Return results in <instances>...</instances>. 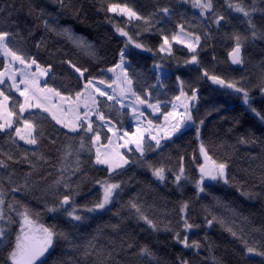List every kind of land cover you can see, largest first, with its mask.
<instances>
[{"label": "snow or ice", "instance_id": "obj_1", "mask_svg": "<svg viewBox=\"0 0 264 264\" xmlns=\"http://www.w3.org/2000/svg\"><path fill=\"white\" fill-rule=\"evenodd\" d=\"M56 2L61 11L71 10L77 18L79 17L81 10L75 8L73 4L67 3L66 0H56ZM185 2L187 3L188 0ZM225 3L228 14L217 13L215 0H191L192 7L199 10L200 22L203 25L199 34L196 29L186 30L190 28V24L185 23H177L171 35L166 28H160L161 42L154 51L144 43L138 42V39H134L128 31H125V28L134 23L151 25L152 19L156 16L161 18L158 23H167L174 14L172 8H157L146 17L127 3L100 0L97 12L105 13L114 32L119 37L125 38V44L120 48L116 62L106 70L100 69L96 75L91 73L90 68L77 64L71 57L60 60V67L68 73L70 78L74 77L76 80L75 87L79 90L75 92L74 100L71 94H62L65 89L49 87L48 78H54L53 73L57 67L54 61L59 52L50 51L43 38L32 46L30 44V40L34 39L32 30L21 28L20 20L14 16L17 11L16 0H0V17L4 18L3 23H0V57L3 58V68L0 69V133L7 135L11 144L16 145L17 148L19 145L16 137L23 140L26 145L33 146L31 150L23 149L15 154L0 151V173H3L0 175V252L4 253L0 256V264H47L50 257L52 264H193V258L189 257L187 252H192L193 256L199 257L201 250H213L207 236L203 242L190 238L194 229L201 228L200 224L191 222L190 214L193 211L191 198L178 201L179 220L176 225L171 222L165 223L163 219H157L155 216L157 211L166 215L164 209L158 207L155 199L148 204L142 200L141 193L137 192L127 201H122L129 181L121 177L125 166L132 163L150 172L154 182L160 186L168 188L171 183L175 191L180 192L181 195H183L184 185L192 183L197 201L211 195V189L215 185L232 183L229 176V160H217L209 154L210 148L202 139V128L205 122L204 120L197 122L194 116L199 102V88L191 86L177 75L176 84L179 87V93L174 95L171 101L156 99V102L152 103V91L165 87L162 80L169 73L160 63H154L157 83L145 88L141 95L135 90L136 81L128 71L130 66L128 57L133 54L130 45L134 49L152 53L153 57L159 53L171 58L173 42H175L188 50L190 58L185 60L184 66H196L201 73V79L242 94L245 104L251 106L249 90L242 86L243 77L239 81H228L200 67L201 45L211 37L212 25H215L216 31H219L222 27L231 26L233 19H240L246 24V32L250 35L233 32L229 37L234 42V46L228 52L233 65H246L244 53L249 40L252 43L264 40V27H258L255 22L258 13L264 18V0H251L250 3L248 0H225ZM20 8H23L22 4ZM27 15L34 17L38 22L37 26L42 23L46 32L64 36L72 40L86 54L96 57L93 45L87 44L82 39L78 40L68 28L58 29L54 21H50V14L44 8L29 4ZM117 16L121 20H126V23L121 25L114 22ZM148 31H151V28ZM135 35L137 38L141 37L139 31ZM45 53L48 59L44 58ZM261 66L264 67V61L261 62ZM107 73H112L114 79L111 82L103 79ZM81 83H83L82 88ZM258 87L264 97V74ZM71 89L72 85L69 82L66 90L71 93ZM52 98H59L60 101L68 104L67 112L73 114L72 119L63 118L60 114L64 112L62 107L46 106ZM125 99L129 101L127 110L137 125L134 131H124L122 137L125 146L135 144L136 151L140 154L133 161L126 159L119 151L110 155L107 152L102 153L100 148L96 147L102 135H106L103 129L107 127L111 132L115 127L106 114L105 106L108 112L122 111L126 106L123 103ZM82 101L84 107L81 111ZM169 103L171 109L164 111L163 109L167 108ZM117 104H120V109H115ZM143 105H147L153 113H159L163 117L162 124H154L153 120L148 119L147 126H144V119L147 118L140 110ZM34 108H42L44 112L49 113L55 124L61 125L62 129H67L63 142L58 143V138L51 137L50 134L46 137V129L42 123L34 122L30 111ZM251 110L264 120V115L257 112L255 108ZM21 121L24 125L23 129L17 126ZM119 123L123 127V121ZM13 128L15 133L12 132ZM192 128H195L203 163L195 153L190 161L185 153H178L176 166L173 167H169L163 160L147 159L149 152L159 151L166 144L175 143ZM153 129H156L155 133ZM119 131L120 129H117L116 135H119ZM77 137H79L78 141ZM46 138L48 146L42 150L41 145ZM108 139L111 141L112 137ZM238 142L251 144L253 148L258 142L261 145V156H252L250 159L261 160L260 181L264 188V136L259 141L241 136ZM93 148H96L94 159L91 155ZM85 153L87 158L81 159ZM186 162L195 165L194 170L198 172V177L190 174ZM89 164L93 167L106 166L108 175L103 179L94 180V185L99 188L97 195L81 204L77 199L81 195V185L86 181L92 182V178L88 177L85 171V166ZM25 166L26 171L16 170L17 167L23 169ZM77 177L79 181L74 183ZM237 191L249 199L260 195L253 191H244L243 185L237 187ZM88 194L91 195V192ZM29 198L42 206L40 211L31 206ZM160 199L164 200V197L161 196ZM214 199L217 198L214 197ZM217 202L219 203L218 199ZM116 204H120V207L112 212V215L117 217L119 222L111 227L119 232L129 221H135L136 226L146 225L151 235L156 238L154 244H138L131 234L121 237L118 244L115 240H108L101 244L96 235H90L82 243L76 241L74 230L96 216L111 212ZM125 210L127 216L124 215ZM203 211L205 229L214 227L218 222L222 223L219 218L212 215L207 206L203 208ZM42 214H51L54 220H60L62 217L66 228H61L59 223L47 226L39 223ZM243 220L245 223H252L248 217H243ZM17 224L19 227L15 230L16 235L13 240L12 226ZM227 231L233 240L239 242L240 250H233V255L237 257V264H251L254 257L261 258L260 264H264V224L252 227L248 232L243 229L237 232L232 228H228ZM96 232H100L99 227ZM161 233L170 236L171 240L161 242L159 240ZM61 242L66 246L65 249L61 254L53 256L58 243ZM169 244L171 248L168 247ZM158 245H163L166 256L171 257L170 262L159 255L161 249ZM177 246L181 251L174 254ZM67 251L77 255L69 257ZM211 259L212 264H225V258L222 256L213 255ZM200 264H205V261L201 260Z\"/></svg>", "mask_w": 264, "mask_h": 264}, {"label": "trees", "instance_id": "obj_2", "mask_svg": "<svg viewBox=\"0 0 264 264\" xmlns=\"http://www.w3.org/2000/svg\"><path fill=\"white\" fill-rule=\"evenodd\" d=\"M66 2L73 4L75 8L81 10L78 18L71 10L61 11L56 0H16L17 11L14 13V16L20 20L21 28L32 30L34 34V39L30 40L32 46L35 45L36 41L43 38L47 42L50 51L59 52V55L55 57L54 61L57 66L56 71L53 73L54 78H48L49 87L65 89L62 94H71L74 98L75 92L79 90L75 87L76 80L74 77L70 78L68 73L60 67V60L71 57L77 64L90 68L91 73L96 75L100 69L106 70L116 62L119 50L125 44V38L119 37L114 32L113 26L106 19L104 12H97L100 0H66ZM112 2L127 3L146 17L157 8L170 7L173 9V17L167 23H158L161 18L156 16L152 19L151 25L134 23L130 27L125 28V31H128L129 35L134 39H138V42L144 43L154 51L161 42L159 39L160 28H166L168 34H170L177 23H185L190 24V28L186 30L196 29L199 34V30L203 27L200 22L199 11L192 7L191 0H188L187 3L185 0H112ZM248 2L250 3L251 0H248ZM215 3L217 13L223 12L228 14L225 0H215ZM21 4L23 5L22 9L20 8ZM29 4L37 8H44L50 14V21H54L58 29L68 28L78 40L82 39L87 44L93 45L96 50V57L93 58L86 54L72 40L61 35H56L55 33L46 32L42 23L37 26L38 22L34 17L27 15ZM194 13L198 18L194 16ZM194 17L196 18L195 20H193ZM3 20L4 18L0 17V23H3ZM114 22L123 25L126 23V20H121L117 16ZM255 22L258 27H264V18L261 17V14H257ZM149 28H151V31H148ZM212 28L211 37L206 39L201 45L199 53L201 60L200 67L206 68L210 74L219 75L228 81H239L243 77L242 86L249 90L251 106L248 104L245 105L240 94L233 92V90L212 84L211 81L206 79H201V73L196 66H184L185 60L190 58L188 50L184 46L182 47L177 44H174L173 56L171 58L166 54L159 53L153 57L152 53L134 49L130 45L129 47L133 49V54L128 57L130 61L128 71L136 81L135 90L138 94L143 95L145 88L157 83V74L153 68L154 63L158 62L164 66L169 75L165 76L162 80L165 86L163 89L152 91V103H155L156 99L171 101L172 97L179 93V87L176 84L177 75H180L191 86L199 88V102L194 116L197 122L200 120H204L205 122L202 128V139L210 148L209 154L217 160H229V176L232 183L230 185H215L211 189V195L205 196L197 201L192 183L184 185L183 195H181L180 192L175 191L171 183H169L168 188H164L157 182H154V178L150 172L130 163L125 166V171L121 177V179L129 181L125 187L122 201H127L129 197L140 192L142 200L151 204L155 199L158 207L163 208L166 212V215H162L160 211H157L155 213L157 219H163L165 223L171 222L173 225H176L179 220L178 201L191 198L193 201V211L190 214V219L191 222L200 224L201 228L194 229L190 234V238L203 242L205 236H207L208 242L213 246L212 251L206 249L201 250L199 257L193 256L192 252H187V255L193 258V264H200L201 260H204L205 264H212L211 258L213 255L224 257L225 264H237V257L233 255V250H240L239 242L233 240L227 229L232 228L237 232L243 229L245 232H248L252 227H259L261 224H264V188H262L260 181L262 172L259 167L261 160L259 158L254 161L250 159L252 156L260 157L262 147L259 142L254 148L251 144H240L238 142L241 136L256 139L257 141L264 136V120L251 110L255 108L257 112L264 115V98L258 87L262 74H264V67L261 66V62L264 61V40H257L255 43L249 40L244 53L246 65L233 68L229 65L226 57L227 53L234 46V42L229 37L233 32H239L241 35H250L246 32V24L240 19H233L231 26L222 27L219 31H216L215 25H212ZM138 31L141 33L140 38H137L135 35ZM44 58L48 59L47 53L44 54ZM2 68L3 58L0 57V69ZM103 79L109 81V76L106 74L103 76ZM69 82L72 85L71 93L66 90ZM80 87H83V83L80 84ZM170 107L171 104L169 103L168 107L163 110L168 111ZM115 109H120V107L115 105ZM105 110L109 119L112 120V125H115L116 129L133 130L130 123L131 115L127 108H124L122 111L112 110L108 112L107 106H105ZM31 113L34 122L42 123L46 129V137L50 134L51 137L58 138V143L64 141V134L67 129H62L61 125L55 124V121H52L49 115L39 109L31 110ZM145 114L154 123H159L163 118L160 115L152 117L147 110ZM120 121H123V127H121ZM22 123L21 121L17 126L19 127ZM14 130L15 128L12 129L13 133H15ZM103 133H106V135H102L101 142L106 143L109 136L108 129L104 128ZM76 139L78 141L79 137ZM17 143L19 148L11 144L7 135L0 133V151L15 154L23 149L31 150L33 147L27 146L18 139ZM197 143L195 128H192L191 130H187L185 135L175 141V143L166 144L159 151L149 152L147 159L151 161L163 160L169 167H173L176 166L178 153H185L188 161L191 160L193 153L199 157ZM47 146L48 139L46 138L41 145V149L44 150ZM122 154L129 161L136 160L140 155L133 148L128 150L124 149ZM91 155L94 159V149H92ZM86 158L87 153L81 157V159ZM186 163L190 174L198 177V172L194 170L195 165ZM16 170L26 171L27 168L26 166L23 169L17 167ZM85 171L88 177L92 178V182L86 181L81 185V195L77 197L81 204L93 199L97 195L99 188L94 185V180L103 179L108 175L105 166L93 167L89 164L85 166ZM0 175H3V173H0ZM129 178L132 179L129 180ZM78 181L79 177L74 180V183ZM241 185H243L244 191H253L260 195L252 199L241 195L237 191V187ZM142 189L143 191H141ZM89 192H91V195L88 194ZM161 196L164 197V200L160 199ZM214 197L218 199L219 203ZM29 200L33 208L37 211L41 210V205L31 200V198ZM205 206L222 223L218 222L214 227L205 229L203 227L205 215L203 208ZM119 207L120 204H116L111 212L96 216L87 221L79 229L74 230L76 241L82 243L90 235H96L101 244L106 243L108 240H115L118 244L121 237L125 236V234H131L135 237L138 244H154L156 238L151 235L146 225L141 224L140 226H136L135 221H129L125 223L119 232L111 227V225L119 222L118 218L112 215V212ZM124 215L127 216L126 210ZM243 217H248L252 223H245ZM62 220V217L60 220H54L51 218V214H42L39 223H43L46 226L59 223L61 228H66ZM12 227V238L14 240L16 235L15 230L18 229L19 225H13ZM98 227L100 228L99 233L96 232ZM142 228L144 229L143 231L141 230ZM257 239H259L258 234ZM159 240L161 242L165 240L170 241L171 237L161 233ZM65 247L62 242L58 243L53 256L61 254ZM158 247L161 249L159 255L170 262L171 257L166 256L163 245H158ZM168 247L171 248V245L169 244ZM180 251V247L177 246L174 254L180 253ZM3 254V252H0V256ZM67 255L71 257L77 254L67 251ZM260 259L259 257H254L251 264H260ZM47 264H52L51 257L48 259Z\"/></svg>", "mask_w": 264, "mask_h": 264}, {"label": "rangeland", "instance_id": "obj_3", "mask_svg": "<svg viewBox=\"0 0 264 264\" xmlns=\"http://www.w3.org/2000/svg\"><path fill=\"white\" fill-rule=\"evenodd\" d=\"M180 1V0H179ZM197 11H199L198 9H197ZM194 16H196L197 18H198V16L194 13ZM196 18L194 17L193 18V20H195ZM172 34V31L170 32V34L169 35H171ZM173 44H175V42H173ZM177 45H179V44H177ZM179 46H182L183 47V45H179ZM119 58V57H118ZM111 67V66H110ZM163 68H164V66H162ZM165 69V68H164ZM107 75L109 76V81L108 82H111V80L112 79H114L113 78V76H112V73H107ZM102 87H104V86H102ZM109 94H111V89H109ZM238 94V93H237ZM18 95V94H17ZM240 96H241V98L243 99V103L245 104V102H244V97H243V95L242 94H240ZM264 98V97H263ZM74 100H75V97L73 98ZM106 99V98H105ZM38 102H41V101H38ZM123 103L126 105L125 106V108H127V104L129 103V101L127 100V99H125L124 101H123ZM119 107H120V104H117ZM246 105V104H245ZM46 106H50V107H55V108H63L64 109V112H62V113H60L62 116H63V118H65V119H67V120H70V119H72V113H70V112H67V109H68V104L66 103V102H62V101H60V99L59 98H52L51 99V101H50V103H46ZM83 107H84V104H83V101L81 102V104H80V110L82 111L83 110ZM37 109H39V110H41L42 112H44L43 111V109L42 108H34V109H31V110H37ZM170 109H171V107H170ZM169 109V110H170ZM30 110V111H31ZM140 110L141 111H143L144 112V117H146L147 119H144V118H142V119H144V126H147V120L149 119L148 118V116H147V114H145V111L147 110L148 112H149V114H151V116L152 117H155L156 115H159V113H153L152 112V109H150V108H148L147 107V105H143V106H141L140 107ZM45 114H47V115H49V113H47V112H44ZM131 115V114H130ZM50 116V115H49ZM51 117V116H50ZM94 118V117H93ZM260 119V118H259ZM162 122H163V118H162V120L159 122V123H157V122H155L154 124H157V125H159V124H162ZM130 123H131V126L133 127V130L132 131H134L135 130V127L137 126L136 125V121H135V119L132 117V115H131V120H130ZM19 127H21V129H23L24 128V125H23V123L19 126ZM109 127H112V125H109ZM107 128V127H106ZM108 129V128H107ZM15 131V130H14ZM124 131H128V130H126V129H123V130H120L119 131V135H116V132H117V129H116V127H113V130L111 131V132H109V136L108 137H112V139H111V141H109V139H108V141L106 142V143H102L101 142V140H100V142L97 144V146L96 147H99L100 148V151L102 152V153H105V152H107L108 154H110V155H114L117 151H119L121 154H122V151L124 150V149H131V148H133L134 150H136V146H135V144H129V145H127V146H125V144H124V139L122 138L123 137V132ZM129 132H131V131H129ZM156 132V129H153V133H155ZM22 134H26V133H23L22 132ZM16 139H18L19 140V137H16ZM20 142H23L24 143V141L23 140H19ZM25 144V143H24ZM198 148H197V153H198V155H199V157H200V153H199V141H198ZM28 146V145H27ZM94 149V157H95V151H96V148H93ZM139 153V152H138ZM123 155V154H122ZM200 162L201 163H203V158L202 157H200ZM104 167V166H103ZM106 167V166H105ZM199 175V174H198Z\"/></svg>", "mask_w": 264, "mask_h": 264}, {"label": "water", "instance_id": "obj_4", "mask_svg": "<svg viewBox=\"0 0 264 264\" xmlns=\"http://www.w3.org/2000/svg\"><path fill=\"white\" fill-rule=\"evenodd\" d=\"M227 59H228V63H229V65L231 66V67H233V68H238V66H240V65H233L232 63H231V60L229 59V57H228V53H227Z\"/></svg>", "mask_w": 264, "mask_h": 264}]
</instances>
